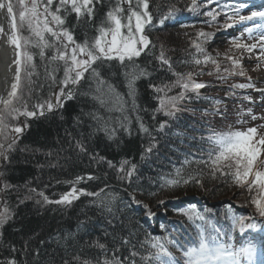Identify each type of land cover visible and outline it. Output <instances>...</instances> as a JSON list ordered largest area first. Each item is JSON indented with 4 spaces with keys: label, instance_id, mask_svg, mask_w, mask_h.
Wrapping results in <instances>:
<instances>
[{
    "label": "snow or ice",
    "instance_id": "snow-or-ice-1",
    "mask_svg": "<svg viewBox=\"0 0 264 264\" xmlns=\"http://www.w3.org/2000/svg\"><path fill=\"white\" fill-rule=\"evenodd\" d=\"M102 3L103 0H31L30 3L28 0H0V10H6L11 19V31L6 34L7 42L15 50V59L9 65V68L15 66L11 90L7 93L6 99H0V105H2L0 108V137L3 138L0 140V157L4 161H10V152L15 149L20 134L29 126L26 122L23 127L10 124V119L16 120L19 116L28 119L38 115L43 116L45 112L63 108L64 103L74 99L77 94L92 102L91 110L84 113L91 121L90 135L103 132L111 140L120 129L131 135L130 113H135L138 131L147 138V144L142 145L141 159H144L157 148L158 138L154 132H164L172 120L178 119V113L189 110L188 103L194 99H201V90L208 84L198 81L195 77L205 74L213 75L212 71H204L209 64L214 66L217 79L226 80L228 76L245 75L241 63L243 53H249V58H251V54L255 52L257 60L264 57V0H261L260 5H255L254 0H237V3L231 5L227 3V0L223 5L220 4V0H200V4H197V0H192L188 11H197L198 7L206 8L207 10L202 15L210 19L200 21V23L210 27L218 24L217 18L222 13L225 15V21L222 24L225 30L233 28L237 21L245 25L246 22H254L253 26H245L244 31L255 43H244L237 36L229 37L232 46L241 51V57L236 58L233 55L224 54V58L231 63V68L223 69V73L227 75L221 73V65L217 58H214L205 48L209 37L213 35L211 33L199 30L195 33V38L191 34H185L190 41L189 48L185 49L188 57L180 63L186 65L188 71H177L173 61L166 56L161 47L158 55L155 56L156 65L159 69L170 72L174 79L160 83L149 82L148 87L152 90V98L157 101L156 107L152 109L151 119L156 121L158 114L169 119L159 121L155 127L150 128L139 116L140 105L136 96L137 81L151 77L152 72L156 70L142 67L138 63L142 54L147 55L156 47L145 31L146 27L153 26L154 21L149 0H114L111 8L105 13L104 20L96 26V35L91 39L85 38L83 41H78L73 32L64 27L66 16L75 14L78 21L87 23L94 18L96 5ZM124 5H127V8ZM211 5L216 6L209 7ZM17 6L19 8L18 23L15 11ZM245 9H250V14H242ZM172 15L173 11L170 9L168 14L161 15L156 23L163 26ZM25 29L29 33L28 36L23 35ZM0 34H5L3 26H0ZM30 47L39 50L38 55L45 65L55 64L56 67L51 72L46 67L45 73L52 84H59V91L53 92L52 98L45 99L43 103L34 104L33 110H28L23 94V81L31 84V78L36 73L34 53L29 50ZM48 50H52L51 55H47ZM219 55L220 53H217V57ZM113 61L116 63L113 64ZM116 64L120 66L117 72L124 77L126 82L125 86L128 89L126 94L117 91L105 71L106 65L109 68H116ZM255 67H259V64ZM57 69L62 70L63 73L59 81L55 74ZM248 88H255V85L251 82L233 84L229 88V94L235 95V89ZM174 89H179V91L169 95ZM256 90L264 92V89ZM243 98L251 102L250 96L246 95ZM203 99L209 100L213 109L211 112L208 108L203 109L204 115H224L219 108L222 101L211 97H203ZM246 111L252 120L258 118L251 109ZM117 113L118 115H114ZM260 118L264 119V117ZM77 121L79 124L84 122L80 117H77ZM258 128H264V125L251 127L245 131H209L207 135L201 132L199 137H186L190 141L189 147L194 151L185 154L179 166H173L174 172L159 176V187L178 186L190 182L202 186L201 178L205 173L213 179L226 178L234 185L246 188L250 194L255 190L256 194L250 195V203L254 206L255 216L260 218L259 222H256L253 215H236L229 209L227 216L231 225L225 230L206 215L211 212V209L205 208L203 212L195 206H189L183 210L177 209L192 223L195 232L181 237L176 234V230H173L163 237H147L140 242L139 251L136 245H132L130 257L139 256L143 264H264V251L257 247L254 240L239 247L232 242V232L236 229H239L241 235L248 230L253 232L264 230L262 228L264 226V159L261 158L264 156V134H259ZM193 131L196 130L193 129ZM68 135L71 136L72 133ZM174 135L178 138L185 136L182 131H176ZM181 142L183 143V140ZM75 148L81 153L89 152L86 142L82 139H76ZM93 159H96L95 155ZM98 159L114 169L118 179L129 186L132 185V178L137 172L135 163L123 159L117 166L104 157ZM194 164L198 167L192 169L191 166ZM52 166L55 167V165ZM38 167L42 168L43 165H38ZM0 176H3V172H0ZM93 179L95 177L91 174L77 176L73 185ZM16 187L0 181V194L10 192ZM134 191H139V188ZM27 192L29 194L24 195L19 203L33 199L31 194H35L39 197L35 200L38 205L68 206L81 195H85L96 198L92 203L109 214L113 213V204L117 199L115 195L110 196L106 193L105 188H100L98 191H87L73 186L70 191L55 200L50 199L44 191L37 187H27ZM131 199L139 203L135 200L134 194L131 195ZM144 207L147 209L148 206ZM11 215L5 205L4 212L0 213V228L11 218ZM146 215L151 218L154 213L147 211ZM160 229L162 232L167 231L163 224L160 225ZM130 243V239L123 238L120 241V247ZM261 243L264 245V240ZM95 247L100 250L95 264H124L125 260H130V264H137L135 259L117 256L119 247L111 253L104 243L96 242ZM171 248H175L181 255L179 257L174 255ZM10 250L16 252L14 246H10ZM73 262L92 264L91 260L81 258L76 254H73L71 260H66L65 264H73ZM6 264H17V260L11 257L7 259Z\"/></svg>",
    "mask_w": 264,
    "mask_h": 264
},
{
    "label": "trees",
    "instance_id": "trees-1",
    "mask_svg": "<svg viewBox=\"0 0 264 264\" xmlns=\"http://www.w3.org/2000/svg\"><path fill=\"white\" fill-rule=\"evenodd\" d=\"M113 2L114 0H103L102 4H97L94 18L87 23L78 21L75 14H68L64 27L71 30L78 41H83L85 38L91 39L96 35V26L104 20L105 13L111 8ZM191 3L192 0H149L154 21L153 26L146 27L145 31L156 47L147 55L142 54L138 63L142 67L156 70L152 72L151 77L137 81L136 96L140 105L139 116L150 128L155 127L159 121L169 119L162 114L157 115L156 121L151 119L152 109L156 107L157 101L152 98L153 93L148 87L149 82L160 83L174 79L170 72L163 71L156 65L155 56L158 55L161 47L166 56L171 58L177 71H188V67L180 63L188 57L185 49L189 48L190 41L185 34H191L195 38V33L199 30L214 35L224 29L222 27L225 21L223 13L217 18L218 24L210 27L200 23L210 19L202 15L207 9L198 7L197 11L190 12L188 6ZM224 3L225 0H220L221 5ZM227 3L235 4L237 0H227ZM254 3L260 5L261 0H254ZM197 4H200V0H197ZM170 9L175 18L165 21L163 26L156 23L161 15H167ZM15 11L18 23V6ZM23 35H29L26 29ZM211 37L212 35L205 44V48L208 53L217 58L221 65V73L227 75L223 73V69L231 68V63L224 58V54L227 53L236 58H240L241 54L237 55V49L231 43L215 44ZM226 39L229 40V37ZM29 50L34 53L36 73L31 78V84L23 81V94L28 110H33L34 104L43 103L45 99L52 98L53 92L59 91V84H52L45 73L46 67L51 72L56 67L55 64L45 65L38 55V49L30 47ZM217 53H220L219 57ZM51 54L52 50H48L47 55ZM241 63L245 72L244 76L233 75L228 76L226 80L217 79L214 66L209 64L204 71H212L213 75L205 74L195 77L198 81L208 84L201 90V99H194L188 103L189 110L178 113V119L172 120L164 132H154L158 138L157 148L144 159H141L142 145L147 144V138L138 131L136 114L130 113L131 135L123 129H120L111 140L103 132L90 135L91 121L84 113L91 110L92 102L79 94L74 99L66 101L63 108L45 112L43 116L38 115L31 119L19 116L16 120L10 119V124L23 127L26 122L29 126L20 134L15 149L10 152V161H4L0 157V172H3L0 181L17 186L10 192L0 194V213L4 212L6 205L8 212L12 214L0 228L1 264H6L7 259L11 257L16 258L17 264H65L66 260H71L73 254L87 258L95 264L100 253V250L95 247L96 242L106 244L109 253L116 251L119 247L117 256L130 257L132 245H136L139 251L140 242L147 237H163L173 230H176V234L181 237L193 234L195 228L192 223L177 211V209H187L189 206H195L202 212L205 208L211 209V212L206 215L225 230L231 225L227 216L229 209L236 215L255 216L254 206L250 203V195H255V190L250 194L246 188L238 187L226 178L213 179L205 173L201 178L202 186L190 182L178 186L159 187V176L174 172L173 166H179L185 154L194 151L189 147L190 141L186 137H199L201 132L207 135L209 131H237L232 130L228 124L232 120L238 121L240 128L255 121L246 111L249 101L243 98L246 96L245 89H235V95L229 94L231 85L253 81L252 79L249 81L250 75L243 64V59ZM119 67L118 64L116 68H109L106 65L105 71L117 91L126 94L128 89L125 86L124 77L117 72ZM55 74L57 81L62 79V70L57 69ZM177 91L179 89H174L169 95ZM203 97L222 101L219 108L224 115H204L203 109L208 108L209 112L213 109L211 102ZM125 98L127 99L126 95ZM240 101L243 103H239ZM77 117L84 121L83 124L78 123ZM176 131L184 132L185 136L178 138L174 135ZM68 133L72 135L69 136ZM2 139L0 137V140ZM76 139L86 142L88 153H81L75 148ZM203 146L207 147V145ZM93 155L96 159H93ZM99 157L111 160L117 166L123 159L135 163L137 172L132 178V185L129 186L118 179L116 171L109 168L106 162H100ZM191 167L195 169L198 166L194 164ZM88 174L93 175L95 179L73 185L77 176ZM73 186L87 191L105 188L106 193L110 196L115 195L117 198L113 204V213L109 214L96 207L92 203L96 198L85 195H81L68 206L38 205L35 200L39 197L35 194H31L33 199L19 203L24 195L29 194L27 187H37L50 199L55 200L70 191ZM137 188L139 191H134ZM133 194L139 203L131 199ZM145 205L148 206L147 209ZM147 211H151L154 215L149 218L146 215ZM255 220L259 222L260 218L255 216ZM161 224L167 231H161ZM232 237V242L237 247L254 240L257 247L264 251V245L261 243L264 240V230L259 232L248 230L241 235L239 229H236L232 232ZM123 238L130 239L131 243L120 247V241ZM10 246H14L16 252H12ZM171 251L177 257L181 255L175 248H171ZM130 259H135L137 264H143L139 256L130 257ZM124 264H130V260H125Z\"/></svg>",
    "mask_w": 264,
    "mask_h": 264
},
{
    "label": "rangeland",
    "instance_id": "rangeland-1",
    "mask_svg": "<svg viewBox=\"0 0 264 264\" xmlns=\"http://www.w3.org/2000/svg\"><path fill=\"white\" fill-rule=\"evenodd\" d=\"M28 2L30 3L31 0H28ZM124 7L127 8V5H124ZM242 14L248 15L250 14V11L245 9ZM174 18L175 16H171L166 21H170ZM253 24L254 22H246L245 25L237 21L236 25L233 28L227 30L223 29L212 35L211 39L214 41L215 44L225 45V43H230V41L226 39L227 37L237 36L240 37L241 41L244 43H255L254 40L248 38L247 33L244 31L245 26H253ZM236 51L237 55L241 54L240 50ZM243 55V64L245 65V68L248 69L250 78L253 80L250 82L255 85V88H248L244 90L246 92V95L251 97V102H249V104L247 105L248 109H252V113L255 114L258 118L247 126L245 125V127L242 126L241 128L237 124L238 121L232 120L231 122H228L230 127H232V130L236 129L240 131H245L251 127H258L259 125H264V119L260 118L264 117V92L256 90L264 89V57H262L260 60H257V54L255 52L251 54V58H249V53L245 52L243 53ZM257 64H259V67H255V65ZM239 103H243V101H240ZM258 132L259 134H264V128H258ZM261 158L264 159V156H262Z\"/></svg>",
    "mask_w": 264,
    "mask_h": 264
},
{
    "label": "bare ground",
    "instance_id": "bare-ground-1",
    "mask_svg": "<svg viewBox=\"0 0 264 264\" xmlns=\"http://www.w3.org/2000/svg\"><path fill=\"white\" fill-rule=\"evenodd\" d=\"M0 26H3L4 33L0 34V99H6L7 93L14 80L15 66L9 68L15 59V50L7 42V35L11 31V19L6 10H0ZM1 264V262H0Z\"/></svg>",
    "mask_w": 264,
    "mask_h": 264
}]
</instances>
